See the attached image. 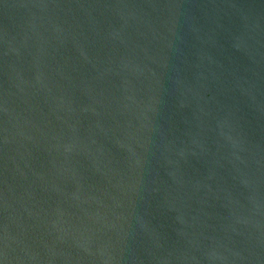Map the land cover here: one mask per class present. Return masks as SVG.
Masks as SVG:
<instances>
[{
  "label": "water",
  "instance_id": "obj_1",
  "mask_svg": "<svg viewBox=\"0 0 264 264\" xmlns=\"http://www.w3.org/2000/svg\"><path fill=\"white\" fill-rule=\"evenodd\" d=\"M0 264H264V0H0Z\"/></svg>",
  "mask_w": 264,
  "mask_h": 264
}]
</instances>
